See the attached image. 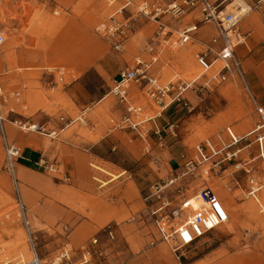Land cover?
Listing matches in <instances>:
<instances>
[{"label":"rangeland","instance_id":"374dc122","mask_svg":"<svg viewBox=\"0 0 264 264\" xmlns=\"http://www.w3.org/2000/svg\"><path fill=\"white\" fill-rule=\"evenodd\" d=\"M65 1L64 6L54 9L58 11L55 14L49 8L42 11L34 0L25 19L9 20L8 16H16L14 12L7 11L11 1L0 0V24L13 35L11 42L0 49V78L7 90L22 92V101L17 106L22 114H10L9 119L18 116L48 129H56L61 114L74 115L82 108H92L87 114V124H73L55 138L26 132V135L38 137L39 142L49 141L50 147L42 148V154L45 159L56 163L57 172L34 166L40 174L20 168L19 177L30 176L39 187H51L56 196L57 191L66 185L79 187L77 178L65 181L63 174L74 176L76 173L71 164H79L83 159L81 173L88 175L91 181L88 188L90 203L95 206L106 202L115 214L90 234L77 238L74 225L70 222L52 221L42 215L39 209L43 200L32 206L25 203L38 237L40 257L50 264L63 244L70 242L74 249H78L74 256L77 259L80 247L96 235L113 252L115 264H264V212L254 199L247 196L245 177L240 176L239 183H236L231 176L223 179L216 172L207 176L197 168L180 179L177 186L183 190L179 196L170 194L175 187L166 191L168 198L177 203L178 199L209 186L218 193L229 212L226 224L177 252H173L161 238L150 216L149 208L157 200L146 199L155 181L172 173L177 174L176 168L168 169L169 157L164 148L170 149L176 143L174 145L183 152L181 168L191 158L195 144L223 126L232 125L239 133H244L254 125L257 117L243 92L231 83L212 82L204 92H188L191 110L184 106H172L159 119L161 125L176 124L175 135L164 132L161 144L150 137L148 145L130 130L112 129L110 119L119 115V107L111 96L103 101L101 99L108 93L118 70L136 55L145 53L147 43L157 30V23L145 17H133V7L126 11V16L131 18V30L124 50L118 51L111 41L95 31V27L108 19L120 2L109 6L106 0ZM237 2L243 3L238 0L235 4ZM70 6L72 9L68 11ZM78 19L82 21L81 25L88 28L90 37L83 38L76 31L69 36L66 33L65 54L58 60H51L53 39H56L60 29L67 31L73 23L77 24ZM245 19L246 16L240 23L244 31ZM165 20L169 25L173 24L174 29H182L185 23L193 21L189 16L182 23L174 24L168 16ZM177 34L175 32L174 36ZM209 37L207 33L202 40ZM257 42L264 50V40L258 39ZM201 48L202 44L195 40L184 48L164 51L156 64L161 79H192L198 70L195 58ZM58 66L66 68L63 80L58 73L55 72L56 77L49 73ZM146 101L143 103L147 104ZM15 193L14 182L5 167L0 137V264L7 257L19 256L20 251L24 252L25 259L31 257L25 253V250H30ZM261 201L264 203V191ZM62 224L68 225L69 230L65 231ZM108 225L116 233L114 240L105 230ZM18 244L20 250L16 248Z\"/></svg>","mask_w":264,"mask_h":264},{"label":"built area","instance_id":"2783aa9c","mask_svg":"<svg viewBox=\"0 0 264 264\" xmlns=\"http://www.w3.org/2000/svg\"><path fill=\"white\" fill-rule=\"evenodd\" d=\"M111 6L120 2L117 10L108 19L101 21L95 31L111 41L115 50L122 51L131 30V18L126 11L133 9V17H145L157 23V30L147 43L145 53L118 70L111 80L108 96L115 99L119 115L110 119L112 129L130 130L150 145L149 138L154 137L162 142L163 133L169 131L175 135L176 124L161 125L159 119L172 106H184L192 109L188 92H204L209 83H231L243 92L252 106L256 121L244 133H239L232 125H225L213 135L197 142L190 159L177 169V174L155 181L146 199H156L157 203L149 208L150 216L161 236L173 252L188 248L196 240L209 232L218 229L229 221V212L218 195L209 186L200 188L195 194L184 196L173 203L166 191L177 197L183 188L177 186L186 174L202 169L203 175L211 172L220 174L224 179L231 176L232 181L239 183L240 176L245 177L247 196L254 199L260 207L264 191V106L258 102L247 79L239 49L249 45L250 31H244L241 20L244 11L262 7L264 0H106ZM245 4V5H244ZM233 5V6H232ZM232 6L231 10L228 7ZM246 6V7H245ZM196 11V12H195ZM55 14L58 11H54ZM171 18L175 23H182L189 16L190 22L182 29H174L165 20ZM191 16V17H190ZM174 26V27H173ZM211 29L208 40H202L201 34ZM175 32L178 33L176 36ZM210 32V31H209ZM195 40L202 44L197 52L195 62L198 68L192 79L163 81L156 64L161 60L164 51L184 48ZM5 43V34L0 30V49ZM60 80L64 79L66 68H53L49 73ZM55 81V80H54ZM147 100L144 104V100ZM22 101V92L7 90L0 78V136L5 153V167L15 185L19 214L23 221L25 238L32 252L30 259L19 255L1 264H45L37 251V235L33 229L27 207L23 203L15 175L16 162L21 156V147L8 137V122L23 132H35L55 138L73 124H87L88 110L84 108L71 116L61 114L59 126L48 129L43 125L16 117L9 119L10 114H22L17 106ZM24 116V114H23ZM37 165L49 171L57 172V165L41 158ZM181 166V165H180ZM207 179V178H206ZM65 181H70L64 175ZM172 207V208H171ZM263 211L264 208L262 207ZM108 225L109 238L114 240L116 233ZM65 231L69 227H64ZM78 249L70 242L63 244L60 251L52 258L50 264H115L116 258L108 246L102 243L99 236H92L87 244L80 247L79 258L74 259ZM47 264V262H46Z\"/></svg>","mask_w":264,"mask_h":264},{"label":"crops","instance_id":"0c3cea01","mask_svg":"<svg viewBox=\"0 0 264 264\" xmlns=\"http://www.w3.org/2000/svg\"><path fill=\"white\" fill-rule=\"evenodd\" d=\"M10 1L11 2L7 5L9 7V10L7 11L8 12L11 11L12 13L14 12L16 16L13 18L12 17L10 18V16H8L9 20H13V19L17 20V19H25L28 16V13L30 12L29 9L30 4L33 3L34 0H10ZM35 1H37V3L41 6L40 9L42 11L48 10L49 8L52 9L51 13L52 12L54 13L55 11L54 9L59 5L64 6L63 4L66 2L65 0H35ZM77 1L78 0H75L74 2L76 3ZM5 6L3 8V11L5 10ZM71 9L72 7L70 6L67 10L71 11ZM245 12L243 13L244 17L246 16L245 30L250 31L251 35L249 38V45L247 47L246 46L241 47L239 49V54L242 57L243 66L247 73V79L250 84V87L254 92L255 96L257 97L258 102L264 106V50L262 49V47H259L257 45L258 39L264 40V3L262 7L259 9H252L248 13L246 10ZM3 22L5 23V19L3 20ZM76 22L77 24L73 23L72 27L69 28L67 31L64 28L60 29L55 37L56 39H53L52 49L50 51V56L52 57L50 58L51 60H58L60 56H63L65 54L66 33L67 36H69L72 33V31H76V33H78L83 38L85 36L90 37L88 34L89 32L88 28L81 25L82 21L78 19ZM15 25L18 26V23H15ZM0 30H2L5 34V43L1 47L3 48L6 44L8 45L11 42V40L13 39V35L10 32H8V30H4L2 24H0ZM209 31L206 32V34L204 33L201 34V37L204 38L207 35V33L211 35V29ZM16 50L17 52L19 51V49ZM85 108H89V107H85ZM83 109L84 108H82L81 110ZM81 110L79 112H81ZM89 110L91 111L92 108H89ZM89 110H88V114H89ZM7 128L9 132L8 133L9 139L11 141H14L16 144L21 145V146L19 145L21 147V156L18 158L16 162L15 175L18 179L19 194L24 204L27 203L29 206H32V204H34L35 202H38L39 200H43L41 209H39V211L42 212V215L43 216L45 215V217L49 218L52 221L70 222L71 224L74 225V232H76L77 238L85 237L86 235L94 231V229L97 226H99L101 223L110 220L114 216L115 211L111 207H109L106 202L97 203L95 206H93L90 203V197H89L90 193L88 191V188L91 185L90 184L91 181L88 175H83L81 173V169H82L81 167L84 166L82 162L85 161L83 159H80L79 164L77 162L71 164V167L74 168V171L76 173L74 176H71V174H67V173L63 174V175H68L70 180L72 179V177L74 180H76L75 178H77L76 183L77 185H79V187L74 185L73 186L66 185L64 187H61L57 191L56 196L54 195L53 189L51 187L50 188L39 187L33 182V180H31L30 176H26V178L23 177L20 178L19 177L20 168H24L28 172L32 171L35 173H39L34 169V166L41 168L39 165H37V162L41 158H44L42 154V148L50 147V143L48 140L39 142L38 137L36 136L32 137L31 135H26V132L25 134L24 133L22 134V131L20 132L19 130H15L14 127H12L10 124H7ZM161 143L162 142H158V144ZM174 144L171 145L172 147L170 149L164 148L165 153H167V156L169 157V161H168L169 170H173L175 168L177 170L182 162L183 152L181 151L180 148H178V146ZM92 165H96V164L92 163ZM40 191H43L45 194L41 193ZM15 198H16V193H15ZM260 203L264 208V203L261 200ZM261 211L264 212L263 209H261ZM62 226L64 229V227L68 225L62 224ZM10 259L13 258L7 257L4 259V261L6 262ZM42 262L45 263L44 261Z\"/></svg>","mask_w":264,"mask_h":264},{"label":"bare ground","instance_id":"6f19581e","mask_svg":"<svg viewBox=\"0 0 264 264\" xmlns=\"http://www.w3.org/2000/svg\"><path fill=\"white\" fill-rule=\"evenodd\" d=\"M245 12V11H244ZM246 13V12H245ZM192 64V63H191ZM22 139V138H21ZM21 141V140H20ZM23 142V141H22ZM16 248H18V250H20V246L19 244L16 246ZM25 253H27V255H31V252L30 251H26L25 250ZM20 254L24 255V252L23 251H20Z\"/></svg>","mask_w":264,"mask_h":264}]
</instances>
